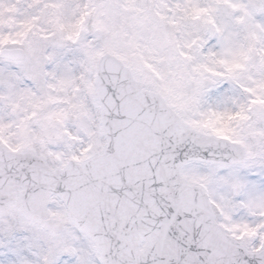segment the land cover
<instances>
[{
  "label": "snow or ice",
  "instance_id": "1",
  "mask_svg": "<svg viewBox=\"0 0 264 264\" xmlns=\"http://www.w3.org/2000/svg\"><path fill=\"white\" fill-rule=\"evenodd\" d=\"M0 264H264V0H0Z\"/></svg>",
  "mask_w": 264,
  "mask_h": 264
}]
</instances>
